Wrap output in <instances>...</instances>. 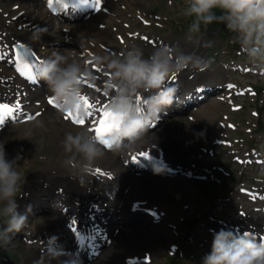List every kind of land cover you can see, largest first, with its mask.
Here are the masks:
<instances>
[{"label":"clouds","instance_id":"clouds-1","mask_svg":"<svg viewBox=\"0 0 264 264\" xmlns=\"http://www.w3.org/2000/svg\"><path fill=\"white\" fill-rule=\"evenodd\" d=\"M181 14L190 23L184 33L187 43L197 45L202 29L214 23L225 25L230 40L238 44L246 63L264 76V0H184ZM47 29L37 27L29 39L39 42ZM93 62L108 72L104 91L109 96L107 111L111 131L103 141L86 128L65 133L60 142L64 159L62 166L70 180L86 188L94 167L111 152L124 156L156 139L151 131L153 122L176 98L175 85L169 86L185 70L203 72L213 61L193 52H185L179 44L156 47L146 54L143 47L129 43L119 54L95 56ZM35 76L44 81L55 97L58 111L74 113L81 105L82 81H94L89 66L81 61L75 49L53 51L36 68ZM31 127H42L36 119ZM21 156L8 158L4 142L0 141V218L6 225L0 228V246L10 243L28 224L31 206L18 211L17 198L27 182L26 172L20 171ZM161 171V170H160ZM160 171L153 169L154 174ZM81 264L74 253H67L56 237L44 244V251L34 264ZM201 264H264V238L250 232L236 234L221 229L212 238L211 249Z\"/></svg>","mask_w":264,"mask_h":264},{"label":"bare ground","instance_id":"bare-ground-1","mask_svg":"<svg viewBox=\"0 0 264 264\" xmlns=\"http://www.w3.org/2000/svg\"><path fill=\"white\" fill-rule=\"evenodd\" d=\"M110 1L106 0V2L109 3L107 4L109 7H105V4V9L102 14H97L94 17L91 16V19L83 21L79 28H70L68 32L61 31L59 34H57L58 31L56 30L53 21L54 17L48 13L41 0H0V29L3 32L12 35L16 41H23L33 49H36L38 52H46L44 54L47 57H49L53 51L44 49V45L55 44L68 38L69 40H67L66 44H76L79 47V50L76 51L78 57L80 59L82 58L81 61L88 65L89 68L97 65L93 62V57L119 54L121 47H125L132 42L137 44L140 42L143 46V49L145 48L144 51L146 54L154 50L153 47H150L148 43L143 44V41L140 39L141 37L135 35L134 32L138 30L130 31L127 29H121L122 23H128L132 21L131 19L141 18V15L136 11H132V14L128 16L127 14H124L120 8H117L119 0ZM149 2L151 1L146 0L145 3L148 5ZM121 4H124V2H121L120 5ZM115 14H117L118 17H114ZM96 24H100L103 26V28H98ZM37 27L45 28L47 29V32L41 37L39 42H33L29 39V37ZM117 28L118 30L121 29V31L117 30V34L123 35V32L126 33L122 37L124 40L123 46L108 39L110 33H112ZM181 43H183V41H181ZM106 47L109 49L108 52L103 50V48ZM183 48L182 50L185 52H194L186 49V47L184 49ZM193 49H195V47ZM196 51L199 52L198 49H196ZM203 57L205 58V56ZM216 70H219V68L209 67L207 73L214 75ZM185 72L190 73L189 78L191 80H184L181 78L182 74ZM8 73V69L3 68L1 71L2 78H10ZM92 73L94 75V81H90L92 86L89 88L82 87V89L88 90L90 93L96 96H100L104 93V91L99 90L98 87H103L102 89H104L105 85H103V83L107 81L109 75L106 72L105 74H102L101 72ZM204 73L205 72L189 69L180 73L178 78H181L182 84H185L187 88H190L193 83L196 84L195 82L197 81V77ZM183 76L188 77L187 74ZM224 82L226 83L227 81L224 80ZM9 83L13 89L19 88V84L17 82L10 80L5 85H8ZM11 91V88L3 87L0 83V98H7L11 96ZM229 94L230 93H228V95ZM107 99H109V96ZM95 100L96 102H99L98 97H96ZM214 103L216 102H209L206 106H204V108L200 109L198 111L199 113H197L194 117L198 123L202 127L207 128V130L208 126L205 124L206 115L204 113L205 111H212L214 109ZM36 110H40V108H36L34 111ZM37 119L42 121V127H31L32 129L30 132L27 131V137L25 139L30 143L33 142L32 140L36 139L47 141L48 146L57 151L55 162L50 161L52 159L51 157L46 163L43 162L40 167L32 169V175L39 176L40 178L45 177V179L51 185H58V187L54 188L56 194L53 193L51 199L47 198L49 194L48 191V194L45 195L44 202H58V207L56 206L58 210L62 211L63 208H66L67 211L70 210L77 214L78 211L81 213L83 204L88 203L87 197L95 195V192L98 191L99 194H97L96 201H94L95 204L90 206V210L97 208V203L100 204L101 207L103 206L102 209L109 208L110 211L106 214L113 216L114 221L108 225L110 228L105 229L109 234V237L112 238L111 245L108 246L109 248L107 251L100 258L96 259L93 264H124L123 260L126 259V256L131 253L130 248L133 249V247L136 245L143 243L146 237L149 235L150 232L147 231L144 233L142 228H148L150 225L144 222L147 218L137 212L131 215L135 218L134 221L130 223L131 226L127 227L129 224H125L126 222L124 220H126L128 214H125L124 210H120L123 206V200L127 199L129 208L135 202H146L150 203V205H156L159 207L160 211H162L161 214L164 215L163 217H165L166 215L172 214V212H174L172 204L170 203V199L167 198L171 195H168L167 191L165 190V188H167L166 186H168V181L151 176H136L130 173L128 168L122 166L118 155L107 153L105 158L100 161L96 167H94L92 173L89 175V182L86 185L87 189L82 188L78 186L75 181L68 178V175L62 166L64 154L62 152L60 142L67 131L62 130V127L59 123H57L55 116L53 117L49 113H42ZM187 122L188 121L183 118L170 120V122L165 124V126H163L160 130L154 132L156 134V139L152 143H147L140 149H150V151L153 152L158 158L164 161L170 159L177 165L187 164V166H189L190 163L187 161L194 157L195 154L199 155L198 157L203 158L205 156L203 151L210 148V145H208L207 136L205 135L206 133H209V131L201 133L199 132L196 136L190 135L191 131L189 130L188 132L187 129L186 131L183 130V132L172 131L176 125H184L187 124ZM27 125H31V123ZM5 131L6 129L3 130L2 133ZM157 143L160 146L159 152L153 149L154 144ZM27 161L28 158L26 159V162ZM28 163L32 167L33 162H31V159H29L27 164ZM97 168L100 169V172L110 176V179L102 178V176L96 172ZM193 171L198 172L197 166L193 168ZM60 187L63 190L61 194L59 191H57ZM30 188L31 187H29V189ZM46 189H48V187H46L45 190ZM31 193H33V191H31ZM105 193L107 195H105ZM236 195L238 196V194ZM112 197L113 199H111ZM60 198H64V201H62ZM29 199H31V197ZM177 200L178 199H175V201ZM179 200L178 207L181 208V206L185 204V201H182V199ZM117 201L118 204L116 206L114 203ZM24 202L25 200H22L18 203L21 205ZM50 209L51 210L47 211L48 218L43 221L42 229H48L53 234L60 232L63 233L61 230L63 224L62 218H64L66 214H58L56 210L52 208ZM18 211H22V209H19ZM82 214L73 215L74 217H80V219L72 220V223L76 226V228L79 230H87L88 233L97 231L98 227L95 224V219L97 217L96 213ZM127 228L132 229L129 231ZM39 232L40 230L35 231V238H37ZM65 237L68 239V236ZM121 238H123L124 241L123 249H120ZM40 243L45 244V242ZM65 243L67 242L65 241ZM209 243L210 242L208 240L205 241L206 248L208 247ZM103 244L104 240H102L98 246L101 247Z\"/></svg>","mask_w":264,"mask_h":264},{"label":"rangeland","instance_id":"rangeland-1","mask_svg":"<svg viewBox=\"0 0 264 264\" xmlns=\"http://www.w3.org/2000/svg\"><path fill=\"white\" fill-rule=\"evenodd\" d=\"M149 4L147 5L145 2L146 0H119L117 4V8H120V10L124 13L130 16L132 14V11L136 12H141L144 11V13L148 14V16L151 18L149 19V25L146 27L147 29L145 30L146 33L152 34L154 36H157L160 40H164L170 43L171 46H174L176 44H180V41H185L184 39V33L187 31L188 25L190 23L189 17H185L181 14V10L185 7V2L184 0H150ZM121 2H124V4H121ZM128 2V3H127ZM137 22V21H136ZM124 26V24H122ZM131 30H134L135 28H138V30H144L143 27H140L137 23H130L128 24ZM152 25V26H150ZM121 27V29H124V27ZM154 27V28H153ZM119 29L118 31H121ZM215 28L209 26L206 30L202 29V35L200 38V42L197 45H192L190 43H187L186 49H192L195 47V50L198 49L200 55H206L208 60L213 61L212 64L217 65L221 62H225L228 60H236L235 57H238V61L241 60L242 58L238 56L237 53H234L232 51V54L228 57L230 54V47L228 44L231 42L230 37L227 35H224L222 37L221 35L219 36V33L217 34L215 31ZM116 32L110 33L108 36V39L113 41L114 43H117L116 40ZM72 47V46H71ZM219 53V56L215 55L216 53ZM215 53V54H214ZM223 53V54H222ZM214 55V56H212ZM219 57V59H218ZM216 59V61H215ZM218 59V60H217ZM246 62V59H244ZM229 76L231 78H236L234 72L231 71L229 73ZM249 77L245 78V80H241L236 78L239 82H241L243 85L251 84L255 88L258 89V82L259 84L262 83V86L260 87L259 93L257 95H244V97L240 98L239 100L236 101V103L240 104L242 106V109L239 110L237 113H232L230 112L229 108L227 107L226 109H221L222 112L219 114H212L215 117L221 118V115L226 116L227 121L226 122H231L233 124V128H221L218 126V122L216 120H211L208 119L206 121V125L210 128V134H215V135H223L225 140H230L231 147H224L225 151H233V149L244 148L246 146V149H249L250 141L251 139L254 140L255 146L262 149L264 151V133L262 132L264 129V83L262 82L263 79L257 80L255 77H252V80L248 79ZM218 107H223L222 104H219ZM216 107L215 109L217 110ZM254 111V112H253ZM210 114L213 112H209ZM191 116V115H189ZM210 117V116H209ZM187 119V116H185ZM189 121V120H188ZM262 122L263 125L260 123ZM192 121L190 120L189 123L187 124H180L176 125L172 131L174 132H183L187 131L190 132V135L196 136L197 133L205 132L208 131L207 128L202 127L199 123L194 122L192 124ZM178 126V127H177ZM257 126V127H256ZM31 126L29 125H24L20 127H15V128H8V130L5 133H0V141L4 142V147L5 151L8 155L9 159H12L14 156V151L15 152H20V155H25L29 158H37L36 160L32 161L33 165L32 167L35 169L34 166L38 165L39 167L43 164V162L48 161V157H52L54 155V151L51 147L48 146V142H42L43 140H32L33 142L30 143L28 140L25 138L27 137V131H31ZM217 135V136H218ZM240 139L243 140L245 143L248 144H243L240 143ZM25 142V143H23ZM213 143V142H212ZM14 144V145H13ZM15 147V149H14ZM20 147V148H19ZM217 148L216 146H214ZM223 151L222 148H218L215 150L214 154L215 156L213 157L214 159H217L224 163L229 170H232L233 174H235V177L239 176V173H241V169L239 167H236L230 163V157H227V155ZM242 150L241 152H243ZM233 154H231L232 157ZM40 159V161L38 160ZM24 160L20 161V171L26 172V180L27 182L22 188V193L27 190L28 186H32L33 184H38L39 186V178L32 176L31 169H33L30 164L25 161L26 158H23ZM29 160V159H28ZM37 167V166H36ZM250 170L244 169V172H249ZM220 172V171H219ZM252 171L248 173L250 175ZM221 175H223L222 172H220ZM264 174V172H263ZM44 178L42 179V182H44ZM179 180V179H177ZM175 182V181H174ZM179 183V181H177ZM174 184L172 181H169V186H173ZM166 191L168 194L170 193L169 190ZM178 192V191H177ZM183 193V192H182ZM197 191L191 192L187 195H183L181 193H174L176 199H182L191 202L194 198ZM199 194L196 195V197ZM189 198V199H188ZM17 201H19V197L17 198ZM179 201L174 202V205H177ZM172 203V202H171ZM173 204V203H172ZM205 203H202V206L205 207ZM191 210V209H190ZM189 208H185L183 210V215L188 214ZM45 218L44 216L40 217ZM5 220L3 218H0V228L3 227L5 224ZM148 237H146L147 239ZM152 238V237H149ZM145 239V240H146ZM20 245V244H19ZM147 245H151L149 243H145V241L141 244L136 245L132 250H140L143 248H146ZM10 247V246H9ZM14 250V249H13ZM17 251L12 253V256L10 257L9 261L13 262L14 264H21L24 259L23 256H34L35 259L40 257H35V254L32 253L31 249L26 248L24 246L17 247ZM163 253H160L158 257H161ZM18 257V258H17ZM56 264V262H53Z\"/></svg>","mask_w":264,"mask_h":264},{"label":"snow or ice","instance_id":"snow-or-ice-1","mask_svg":"<svg viewBox=\"0 0 264 264\" xmlns=\"http://www.w3.org/2000/svg\"><path fill=\"white\" fill-rule=\"evenodd\" d=\"M86 2V0H85ZM97 5H99L100 0H96ZM52 5V0H49V7ZM18 60H20V63L17 65V71L21 76L26 77L27 80L32 81L34 80L33 73L31 71L32 65L30 61H27L23 57L20 56L19 53H17ZM54 99L52 98L49 100V103L52 104L54 103ZM58 106V105H57ZM96 107L95 103L91 102L90 99L81 94V105L78 108V110L74 113H69L70 117H74L72 119L73 123L83 125L86 121L84 119L85 116L91 115V110ZM11 109L9 108V105L0 103V123H3V115H10L11 114ZM98 127L94 129V134L97 137L98 140L101 142L103 141V137L106 133L111 131L113 124L110 123V114L107 111V107L105 108L103 112L102 118L98 121Z\"/></svg>","mask_w":264,"mask_h":264}]
</instances>
